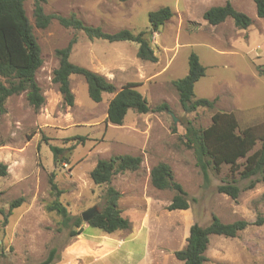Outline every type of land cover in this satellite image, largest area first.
I'll list each match as a JSON object with an SVG mask.
<instances>
[{"label":"rangeland","instance_id":"374dc122","mask_svg":"<svg viewBox=\"0 0 264 264\" xmlns=\"http://www.w3.org/2000/svg\"><path fill=\"white\" fill-rule=\"evenodd\" d=\"M225 2L46 0L43 4L45 13H74L106 32L128 28L134 33L148 28L149 11L170 7L172 16L151 36L156 62L139 59L135 42L88 39L82 31L56 20L39 28L34 24L32 1L24 2L41 50L42 64L35 79L44 103L34 109L22 92L6 99V111L0 115V162L7 165V174L0 177V208L6 211L11 200L24 199L5 225L0 214V264H38L52 248L51 264H183L174 251L185 245L192 223L206 225L212 214L223 222L244 219L249 224L235 237L210 235L203 264H264V183L244 189L249 181L239 179L237 169L227 164L219 171L209 170L206 181L181 138L188 121L206 127L216 111L233 113L238 129L264 126V73L260 71L264 18L256 14L252 0H230L251 18L247 28H237L230 17L216 25L203 19L207 8ZM72 37L76 42L71 62L104 75L117 89L136 82L135 88L150 107L166 102L168 109L144 114L129 109L121 125L107 123V104L113 94L104 93L100 102L92 101L80 75L70 76L74 101L67 105L51 78L58 65L55 49ZM192 51L205 67L204 76L194 84L195 96L215 98V103L213 108L185 112L172 81L187 73ZM50 145L63 148L57 162ZM119 154L142 159L137 170L118 173L110 182L120 192L119 206L131 227L105 233L83 220L82 232L70 237L60 215L47 209L55 198L50 174L54 173L62 190L59 201L71 216H81L104 203L107 185L94 184L91 169L98 159ZM238 161L242 165L244 158ZM158 162L171 167L187 192V209H166L173 191L155 188L149 177L150 168ZM230 181L240 187L236 199L217 191L219 184Z\"/></svg>","mask_w":264,"mask_h":264},{"label":"trees","instance_id":"16d2710c","mask_svg":"<svg viewBox=\"0 0 264 264\" xmlns=\"http://www.w3.org/2000/svg\"><path fill=\"white\" fill-rule=\"evenodd\" d=\"M26 0H0V115L5 113V101L11 95L25 93L27 103L38 109L44 103V96L35 79V72L42 64L40 46L33 33L32 25L26 15L24 2ZM32 16L35 26L47 27L52 20H56L66 28L82 31L88 39H103L109 42L130 41L137 43L136 56L144 61L156 62L157 56L151 45V36L164 25L172 16L168 6L148 12L149 26L136 33L128 28L114 32H106L100 26L84 23L74 13L61 15L58 13H45L43 4L46 0H31ZM126 1V0H119ZM255 4L256 14L264 18V0H252ZM227 17L232 18L234 25L245 29L251 24V18L244 12L235 9L230 0L222 5L211 6L203 12V19L211 25L223 22ZM76 38L72 37L65 46L55 49L58 65L53 70L51 81L56 84L63 101L73 105L74 96L70 88V76L83 77L89 98L100 102L104 93L113 94L106 109V122L114 125L123 123L126 112L131 109L137 113L157 112L168 109L166 102L150 107L146 98L135 86L136 82H127L120 89L104 75L86 67L75 64L69 60ZM264 73V65L260 68ZM205 67L201 64L198 55L190 52L188 55L187 73L172 81L178 94L179 105L185 112H191L198 107L213 108L214 99L196 97L194 84L204 76ZM238 121L231 112L216 111L211 115V123L206 127H196L188 121L181 136L186 148L192 150L195 163L208 180L209 170L219 171L223 164L237 169L239 179L248 180L244 189H250L256 183H264V126L251 125L238 129ZM83 141L84 137H78ZM259 142V147L254 148ZM53 159L59 161L58 155L63 148L50 145ZM244 158L242 165L239 159ZM66 159V158H64ZM140 155L119 154L96 161L89 175L94 184H106L104 203L100 209L94 211L86 221L89 226L96 227L105 233L129 229L130 220L122 215L119 206L120 192L112 185L111 179L118 173L135 171L140 167ZM7 174V165L0 162V177ZM54 173L48 179L50 189L55 194L54 200L47 206L61 217V225L68 229L70 237L82 232L83 219L81 216H71L66 207L59 201L62 192L57 187ZM151 184L157 189L173 191L167 210H185L189 207V197L183 186L175 180L171 167L165 162H158L149 170ZM217 191L236 199L240 187L235 181L224 182L217 186ZM23 197L11 200L8 209L0 208L2 224L7 223V217L12 210L18 207ZM249 223L244 219L232 222H223L212 214L206 225L194 222L190 225L185 245L174 251V257L183 264H203L206 260L205 250L210 235L235 237L237 233L247 227ZM55 254L52 248L47 257L38 264H51Z\"/></svg>","mask_w":264,"mask_h":264},{"label":"water","instance_id":"95a60500","mask_svg":"<svg viewBox=\"0 0 264 264\" xmlns=\"http://www.w3.org/2000/svg\"><path fill=\"white\" fill-rule=\"evenodd\" d=\"M173 121L175 122L176 121V119L173 117ZM94 211H97V209L96 208H94V209H90V210H85V211H83L82 213H81V217H82V219L83 220H85V221H87L91 216H92V214H93V212Z\"/></svg>","mask_w":264,"mask_h":264}]
</instances>
